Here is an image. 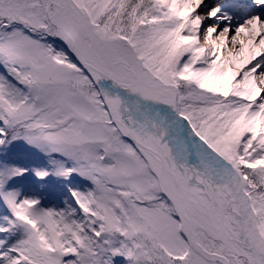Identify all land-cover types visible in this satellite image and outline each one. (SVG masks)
I'll return each mask as SVG.
<instances>
[{"label":"snow or ice","instance_id":"6c2138e0","mask_svg":"<svg viewBox=\"0 0 264 264\" xmlns=\"http://www.w3.org/2000/svg\"><path fill=\"white\" fill-rule=\"evenodd\" d=\"M0 264H264V0H0Z\"/></svg>","mask_w":264,"mask_h":264}]
</instances>
